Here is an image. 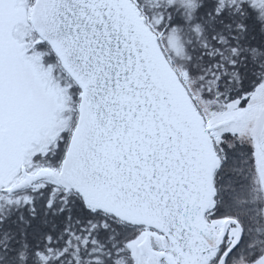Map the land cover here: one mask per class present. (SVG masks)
I'll list each match as a JSON object with an SVG mask.
<instances>
[{"label":"snow or ice","instance_id":"obj_1","mask_svg":"<svg viewBox=\"0 0 264 264\" xmlns=\"http://www.w3.org/2000/svg\"><path fill=\"white\" fill-rule=\"evenodd\" d=\"M0 264H264V0H0Z\"/></svg>","mask_w":264,"mask_h":264}]
</instances>
